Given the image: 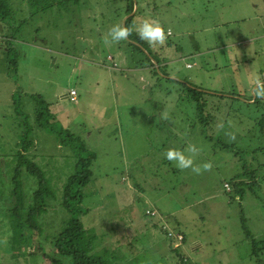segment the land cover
Instances as JSON below:
<instances>
[{"label":"rangeland","instance_id":"obj_1","mask_svg":"<svg viewBox=\"0 0 264 264\" xmlns=\"http://www.w3.org/2000/svg\"><path fill=\"white\" fill-rule=\"evenodd\" d=\"M67 7L34 15L20 40L13 41L16 68L0 63V264H53L58 254L52 238L69 221L58 201L64 176L72 169L70 149L35 128L29 152L52 180L59 208L56 216L50 208L42 216L40 235L24 234V253L10 252L6 160L21 149L18 133L25 122L33 124L40 102L55 123L96 155L92 180L81 188V208L83 217L88 213L86 226L104 233L101 246L120 247L118 255L128 256L119 264H264V133L252 123L249 113L254 108L245 100L252 96L251 76L258 69L264 77V0H135L134 25L152 17L174 33L162 46L136 38L144 50L169 59L170 77L205 92L235 96H214L213 122L200 117L196 122L187 89L152 81L151 70L135 67L142 54L124 49L135 37L106 42L110 27L123 20V9L114 0H81ZM218 54L222 60L216 71L212 57ZM71 87L78 92L79 105L65 94ZM190 143L200 149L186 153L194 165L209 162L211 169L181 170L164 158L168 148L183 149ZM224 144L230 148L222 149ZM56 160L64 162L61 167L56 168ZM243 170L249 176L256 172L252 193L247 184L234 185L247 179ZM35 188V182L24 184L26 195ZM143 200L165 214L144 218L149 204ZM176 222L184 232L171 231ZM145 226H151V234L144 235ZM158 227L177 237L171 246L165 241V260L152 243L161 242ZM59 258L62 264L71 262L70 257Z\"/></svg>","mask_w":264,"mask_h":264},{"label":"trees","instance_id":"obj_2","mask_svg":"<svg viewBox=\"0 0 264 264\" xmlns=\"http://www.w3.org/2000/svg\"><path fill=\"white\" fill-rule=\"evenodd\" d=\"M80 1L81 0H0V34L4 39L3 44L5 52H3V54H5L6 57L3 56L5 57L4 61H6V64L12 69L16 68L17 53L13 41L20 40L22 31L26 29V26L34 15L53 8L57 10L64 9V7L68 8L67 4L69 2L79 4ZM114 3L117 7H122L123 9L120 12L121 18H123V24L125 26H133L135 19L134 14H136L133 13L135 0H114ZM133 37H135V40H130L132 41V45L130 41H128L129 47L125 46L124 49L126 52L131 53L134 52L135 48L142 54L143 57L136 61L135 67L151 70L149 74L152 76V81L158 82L164 80L166 83L179 84L181 86V91L182 87L187 89L190 92L188 99L192 102V106L194 107L196 122L199 117L201 120L202 118H207L209 121H214L215 111L212 108H215V103L211 104L214 96L217 97L216 99L226 97L236 99L235 96L224 94L223 91L222 93L205 92L180 79L170 77L169 73L166 71V61L169 59L156 51L150 52L149 50H144L140 41L136 39L138 36L134 31L127 39L129 40V38ZM172 43L171 41L170 44ZM144 62L147 63L145 64ZM161 68H163V73H161ZM154 77H157V79ZM177 91H180V88H177ZM245 100L249 102L247 107L253 105L254 108L253 114L251 112L249 113L252 123L257 126V129L264 133V97L257 98L249 96ZM250 100L252 101L250 102ZM33 113L35 115L33 124L28 121L23 124L19 136V145L21 149L11 153L10 160H6L7 171L9 172L11 183L8 195L12 204L7 213L10 227V252H12L13 256L21 255L17 254L18 252L24 253L26 249L22 251V248L27 247V243L25 242L26 235L24 236V234L30 233L31 237L33 234L40 235L43 231L41 227L42 216L46 214L49 208L54 210L52 213L56 216L55 212H58L56 209L59 208L53 201L55 198L54 193L56 192L52 185V180L41 169L36 161L35 155H31L29 152L31 145H33V139L30 134H32L35 128H38L43 131L46 130L49 134H53L56 137L57 146L60 145L70 149V154H68L67 157L70 158L72 163L71 171L64 176L62 196L60 201H58V205H61L69 215V221L61 226L62 229L59 235L52 238L54 249L58 254V257L55 256L56 258H54L53 264H62L59 257L64 256L70 257V264H119L121 257L123 256L124 258L127 255H123L122 252H120L121 255H118L114 248L104 245L101 246L99 240L104 233L97 234L93 228L87 227V224L84 222V218L88 213L83 217L85 213L81 208V203H83L85 196L82 194L81 188L88 185L92 180L93 174L91 167L95 160V153L89 150L80 139L71 135L70 132L55 123L54 120H52V114L42 102H40L38 108L34 109ZM230 120L232 121L231 118ZM229 145L230 144H224L220 145V147L222 149L230 148ZM53 162L56 168H58V166L61 167L64 163L59 160ZM49 163L50 161H47V164ZM245 170L242 172V177L247 179L237 181L234 185L235 187H239L247 184L249 188L248 191L252 193L253 188L258 184L256 172L252 171L249 176L248 172ZM27 180L29 182H35L36 184V188L29 195H26L24 192V184ZM0 182L3 183L1 179ZM129 189H131L130 186ZM192 191L195 194V190ZM228 191H231L230 187ZM236 196L237 198L238 196L241 197V194ZM143 203L149 204V202L145 200H143ZM160 213L165 214L151 204L146 206L143 210L144 218H158L160 217ZM245 222L243 217L241 219L242 225H245ZM153 225L154 227L158 226L157 223ZM171 231H180L182 233L180 230V223L176 222V225H173ZM158 232H160L161 235L163 233L165 234L166 237L163 235L164 239L167 240L168 244L171 246L172 239L166 235L167 230H161V228L158 227ZM175 250H179V247ZM44 255L47 256V254Z\"/></svg>","mask_w":264,"mask_h":264},{"label":"clouds","instance_id":"obj_3","mask_svg":"<svg viewBox=\"0 0 264 264\" xmlns=\"http://www.w3.org/2000/svg\"><path fill=\"white\" fill-rule=\"evenodd\" d=\"M133 31L141 41L146 42L150 46H162L165 44L168 36L171 35V29L165 28L159 19L148 17L142 19L134 26H125L123 22L113 24L108 30L106 42H120L126 40ZM250 95L253 97H264V77L258 74V69L249 79ZM162 119H167L165 115ZM219 127H223L220 124ZM234 138V136H233ZM200 149L195 144H188L186 148H168L164 152V158L169 162H173L178 169L191 168L194 172L199 173L201 168L204 170L211 169L212 165L209 162L203 163L201 166H195L193 156L186 153L196 154Z\"/></svg>","mask_w":264,"mask_h":264},{"label":"crops","instance_id":"obj_4","mask_svg":"<svg viewBox=\"0 0 264 264\" xmlns=\"http://www.w3.org/2000/svg\"><path fill=\"white\" fill-rule=\"evenodd\" d=\"M167 29H169V28H167ZM174 33L171 31V35H173ZM168 38H169V36H168ZM170 41H172L173 42V38H172V40H170ZM3 52H5V50H4V47L3 46H1L0 45V63H1V61H4V60H2V55H3ZM223 53V52H222ZM109 56V59H111L112 60V57L110 56V55H108ZM222 55H220V54H218V55H213V59H212V62L214 63V70H218L219 69V60H222L220 57H221ZM5 63H6V61H4ZM114 64V63H113ZM118 68V67H117ZM121 70V69H120ZM127 70V72H129V69H126ZM223 71V70H222ZM124 73H125V71H124ZM71 88H74V87H71ZM70 88V89H71ZM68 93V91L65 93V94H67ZM78 93V92H77ZM79 96V95H78ZM79 100H80V98H79ZM252 100H250V102H251ZM80 104V103H79ZM79 104H77V105H79ZM19 136H20V132L18 133V138H19ZM225 182V181H224ZM223 182V183H224ZM150 227L151 226H149L148 228H147V226H145V229H146V232L144 233V235H149V234H151V232H150ZM183 231V230H182ZM184 232V231H183ZM160 236H161V242H160V244H158L157 242H152L153 243V245L155 246V247H159V251H161L162 253H160V256L162 257V260H165V258H166V256L167 255H164L165 253H167V251H168V246H167V244H166V240L162 237V235L160 234ZM164 243L166 244V247L164 248L163 247V245H164ZM167 248V249H166ZM114 250H116V251H120V248H115L114 247ZM179 250H180V248H179ZM179 250H174V251H179Z\"/></svg>","mask_w":264,"mask_h":264},{"label":"built area","instance_id":"obj_5","mask_svg":"<svg viewBox=\"0 0 264 264\" xmlns=\"http://www.w3.org/2000/svg\"><path fill=\"white\" fill-rule=\"evenodd\" d=\"M67 96L69 98V100H71V102L74 104V105H77L79 104L80 100H79V96H78V93H77V90L74 89V88H71L68 90V93H67ZM224 187H226L227 189H229V186L228 184H224ZM169 238H171L172 240H175L177 239V237L174 236V234L170 233V232H167L166 234ZM181 237V236H179ZM176 245V243L174 244Z\"/></svg>","mask_w":264,"mask_h":264}]
</instances>
